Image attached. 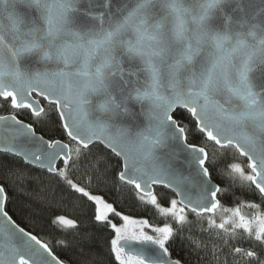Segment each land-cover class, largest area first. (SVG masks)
<instances>
[{"label": "snow or ice", "instance_id": "snow-or-ice-1", "mask_svg": "<svg viewBox=\"0 0 264 264\" xmlns=\"http://www.w3.org/2000/svg\"><path fill=\"white\" fill-rule=\"evenodd\" d=\"M256 71L264 73V0H0V99L40 122L54 114L62 135L46 140L17 114L0 115L11 125L0 144V264H66L9 215V176H46L90 205L113 264H183L168 245L196 219L231 256L264 264ZM181 155L188 175L176 167ZM78 176L128 186L170 222L125 214ZM55 223L78 243L94 239L76 219Z\"/></svg>", "mask_w": 264, "mask_h": 264}, {"label": "trees", "instance_id": "trees-1", "mask_svg": "<svg viewBox=\"0 0 264 264\" xmlns=\"http://www.w3.org/2000/svg\"><path fill=\"white\" fill-rule=\"evenodd\" d=\"M42 104L46 109L51 107L45 102ZM7 114H17L23 121L33 123L35 130L47 139H62L54 114H50L47 120L40 122L27 112L12 109L10 103L5 104L0 99V115ZM181 123L189 125L187 119ZM192 140L193 136L189 134V142ZM64 141L68 142L66 138ZM200 143L210 153L213 151V146L210 143L205 144L204 141H200ZM239 162H242V159ZM37 174L39 175V173ZM4 178V170L0 168V181H4ZM77 179L88 190L103 195L109 202L117 201L125 214L146 218L150 223L157 225L170 222L153 208H146L143 203L134 198L128 186L119 184L113 186L111 182L107 186L104 183L96 182L89 186L86 183V177L80 179L78 176ZM8 183L12 184V187L8 189L9 200L6 206L9 214L23 228L53 246V250L66 261V264H113L114 257L106 255V238L109 233L98 228L92 222L90 205L82 204L77 196L70 195L67 191L61 192L56 188L55 183L46 176L38 182L15 180L14 177L9 176ZM158 192L161 195L165 194V190L162 188L158 189ZM256 202L260 203L261 201L257 199ZM222 203L225 206H230L228 201H222ZM58 215L76 219L79 224L78 233H91L94 239L90 243H78L79 237L76 232L61 228L55 223V217ZM219 216L220 212H217L218 222ZM202 227H207L206 220H193L192 224L176 236L168 245L173 259L180 258L183 264H248L246 259L231 256L228 248L222 247V241L214 235L209 236L202 233L200 231ZM189 238L200 246L199 249L192 247ZM61 240L65 243L60 244ZM240 246L247 247L246 245Z\"/></svg>", "mask_w": 264, "mask_h": 264}, {"label": "water", "instance_id": "water-1", "mask_svg": "<svg viewBox=\"0 0 264 264\" xmlns=\"http://www.w3.org/2000/svg\"><path fill=\"white\" fill-rule=\"evenodd\" d=\"M257 79H256V83L257 84H261V83H264V73L260 72V71H256L255 73ZM41 106H43V104H41ZM44 107V106H43ZM137 111H139V108L137 107ZM7 115H12V114H7ZM18 119H20L18 117ZM143 117L140 116L138 117V120H142ZM24 123H28L26 121H24ZM10 123L8 122H0V144H3L4 142H6V138L8 136L11 135V133L7 132L6 129H8L10 127ZM34 127V126H33ZM35 129V128H34ZM36 134L37 135H41L39 134L37 131H36ZM45 138V137H44ZM46 140H48L47 138H45ZM65 142V141H64ZM67 143V142H65ZM176 167L180 168V170L185 174V175H188L189 174V166L187 164L184 163V157L183 155H181L180 159L176 162ZM10 215V214H9ZM11 216V215H10ZM12 217V216H11ZM13 219V217H12ZM14 220V219H13ZM16 222V220H14ZM16 224H18V222H16ZM20 225V224H19ZM20 227H22L20 225ZM26 230V229H25ZM28 231V230H26ZM39 238V237H38Z\"/></svg>", "mask_w": 264, "mask_h": 264}, {"label": "rangeland", "instance_id": "rangeland-1", "mask_svg": "<svg viewBox=\"0 0 264 264\" xmlns=\"http://www.w3.org/2000/svg\"><path fill=\"white\" fill-rule=\"evenodd\" d=\"M93 194H95V193H93ZM99 195V194H98ZM134 218H140V217H134ZM150 222V221H149ZM152 224H154V225H157V224H155V223H152ZM162 226V225H161Z\"/></svg>", "mask_w": 264, "mask_h": 264}]
</instances>
